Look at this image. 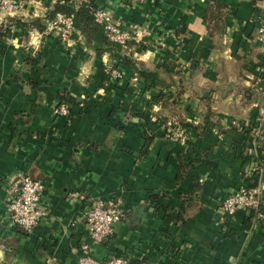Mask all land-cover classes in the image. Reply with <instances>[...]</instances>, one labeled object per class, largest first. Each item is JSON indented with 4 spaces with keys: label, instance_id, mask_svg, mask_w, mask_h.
Returning <instances> with one entry per match:
<instances>
[{
    "label": "crops",
    "instance_id": "crops-1",
    "mask_svg": "<svg viewBox=\"0 0 264 264\" xmlns=\"http://www.w3.org/2000/svg\"><path fill=\"white\" fill-rule=\"evenodd\" d=\"M57 1L27 0L13 14L0 9V23L40 19L45 27L25 37L14 26L0 42V264H77L81 246L91 243L80 195L113 197L125 210L113 237L91 243L99 260L264 264V224L249 229L247 211L225 220L220 210L223 197L253 181L264 200V0H96L122 27H142L141 44L132 50L138 60L157 69L170 64L193 85L220 89L209 101L185 91L177 105L185 122L198 127L191 140L203 161L201 195L189 193V180L177 181L183 146L160 135L147 142L143 114L134 110L133 71L119 65L123 77L114 79L111 54L88 46L80 31L68 44L50 30L47 16ZM215 1L228 6L227 19L211 36L216 16L207 17V9ZM240 29L245 44L236 46ZM231 83L259 96L247 103L236 90L226 92ZM170 91L178 89H161ZM64 94L70 119L54 110ZM162 110L156 104L153 113ZM20 171L46 183L50 214L31 232L8 221L7 182ZM188 198L194 201L184 211L189 220L181 223Z\"/></svg>",
    "mask_w": 264,
    "mask_h": 264
},
{
    "label": "trees",
    "instance_id": "trees-1",
    "mask_svg": "<svg viewBox=\"0 0 264 264\" xmlns=\"http://www.w3.org/2000/svg\"><path fill=\"white\" fill-rule=\"evenodd\" d=\"M257 1L258 0H253V3H256ZM97 7L98 3L96 0H93L90 3L79 2L76 0H58L49 11L47 19L53 21L58 13L74 15L75 26L85 37L88 46L95 49L98 53L107 52L111 54L112 59L115 62L114 69H118L119 65H124L133 71V74L130 76H139L140 81L137 84L139 89L137 103L139 105L135 106L134 110L138 116L143 114V125L147 142H149L155 136L160 135L164 137L170 144H174V142L166 136V129H164V124L170 117H177L181 124L191 132L187 144L183 146L185 149L184 153H182L179 157L180 166L177 174V181L189 180V193L191 195L196 193L201 195L204 187L203 181L198 176V170L202 166L201 164L203 161L201 153L193 147L191 140L192 134H196L198 127L191 126L185 122L184 116L177 108V105L180 104L181 97L185 91H191L194 96L199 97V100L209 101L210 94L220 89L214 87L199 88L193 85L190 81H187L180 71L172 69L170 64H164L161 68L157 69L152 68L138 60L132 51L133 46H137L134 41H129L128 45L124 47L111 41L107 37L104 27L95 19L94 12ZM227 9L228 6L220 1H215L208 6L207 17L210 12H213L216 16L212 25L209 27V35L213 36L215 33H219L221 30H223L227 19ZM14 26L19 28L25 37L28 36L29 31L34 27L40 30L45 29L40 19L24 21L20 18L8 17L4 23H0V42L9 35ZM243 34L244 29H240L239 32L235 34V43L237 44L236 46H242L245 44ZM260 60L262 63L260 62L259 64L264 67V56H261ZM104 71L107 77H109L107 71L105 69ZM254 72L257 75L259 74L256 71ZM262 75H264V71ZM238 77L239 81L245 79V77L241 74ZM172 87H176L178 89L177 93H173L172 91L165 94L161 93V89L170 90ZM233 90L241 93L243 95V99L247 103L255 100L256 97L259 96V94L254 89L245 85H241L240 83H231V85L229 84L226 92ZM60 103L66 104L65 94L60 96V100L57 102L54 110ZM156 104L158 106L161 105L163 110L154 114L153 109ZM257 178L258 177H256V179ZM242 186L257 187L258 182L253 181L250 184L239 185L234 189L233 192L221 199L220 207L222 202L228 196H230ZM193 202L194 201L190 198L183 200V207L181 208L179 215V221H181V223L189 220V216H185L184 211L189 205H192ZM248 214L249 217L247 219V225L248 228L251 229L254 223V213L251 212ZM227 218L229 217L222 216V219L226 220Z\"/></svg>",
    "mask_w": 264,
    "mask_h": 264
},
{
    "label": "built area",
    "instance_id": "built-area-1",
    "mask_svg": "<svg viewBox=\"0 0 264 264\" xmlns=\"http://www.w3.org/2000/svg\"><path fill=\"white\" fill-rule=\"evenodd\" d=\"M76 1L90 3L93 0ZM26 4L27 0H0V9L8 14H13L23 9ZM94 15L96 21L104 27L106 35L111 41L124 47L128 45L129 41H134L137 45L141 44L143 29L137 23H133L129 28H124L109 10L100 5ZM50 30L54 31L58 39L68 44L76 35L80 34L75 26L74 15L65 13L56 15L50 23ZM135 48L136 45L132 50ZM111 75L114 79L123 77L117 68L111 70ZM247 79L254 81L255 77L249 74ZM139 81V76L131 79L134 84H138ZM55 114L67 119L71 118V111L65 103H60L56 107ZM164 129H166V136L181 146L187 144L191 135V132L181 124L177 117H170L164 124ZM7 186L10 195L7 206L9 223L12 227H21L27 232L33 231L50 214L43 200L46 191L45 181L34 179L25 171H20L9 177ZM80 200L85 202L82 206V213L91 243L101 244L113 237L117 231V224L124 216L121 200L113 197L87 198L84 195H80ZM220 210L225 217H233L239 210L247 211V213L253 212V226L264 224V202L258 187H240L222 202ZM91 243H84L81 246V255L77 264H132L130 258L124 255H112L106 260H99L91 252ZM3 247V235L0 231V251Z\"/></svg>",
    "mask_w": 264,
    "mask_h": 264
}]
</instances>
